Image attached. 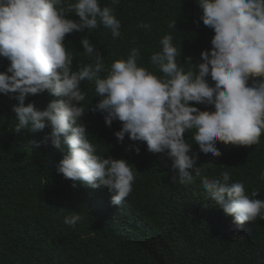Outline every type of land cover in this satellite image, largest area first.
I'll list each match as a JSON object with an SVG mask.
<instances>
[{"label":"clouds","instance_id":"obj_1","mask_svg":"<svg viewBox=\"0 0 264 264\" xmlns=\"http://www.w3.org/2000/svg\"><path fill=\"white\" fill-rule=\"evenodd\" d=\"M196 2L202 10L200 20L214 32L211 48L201 51V62L193 65L189 59L193 67L185 72L177 63L181 49L174 46L171 34L164 35L159 41L161 50L150 56V63L163 73L158 77L138 65L137 48L105 69L103 56L88 36L81 37L80 43L94 63L73 70L74 57L64 43L66 34L102 25L113 38L121 35L114 9L101 7L100 0H0V57L10 62L6 71H0V94H15V132L50 128L42 141H32V147L50 142L63 154L56 165L58 173L74 186L76 182L93 189L106 186L116 206L131 193L134 173L126 159L101 156L90 142L82 120L91 106L81 103L85 100L83 81L92 82L95 97L100 98L92 111L103 115L106 126L121 122L114 132L117 142L122 143L127 135L131 141L145 142L152 153L166 154L182 184L193 180L189 169L198 158L190 155L185 133L194 130L192 139L199 150L213 156L221 155L217 141L246 147L258 144L264 132V0ZM71 13L78 20L69 18ZM138 27L150 25L141 22ZM169 28H175L174 21ZM209 77L214 83H209ZM44 91L60 99L43 109L25 104L27 96ZM196 104L213 107L201 110ZM126 150L139 153L135 145ZM196 175L208 198L233 218L237 228L264 219V199L251 198L259 190L250 197L242 183H230L228 171L212 178L200 170ZM80 219L77 211H71L64 223L75 226Z\"/></svg>","mask_w":264,"mask_h":264},{"label":"trees","instance_id":"obj_2","mask_svg":"<svg viewBox=\"0 0 264 264\" xmlns=\"http://www.w3.org/2000/svg\"><path fill=\"white\" fill-rule=\"evenodd\" d=\"M100 5L114 9L121 35L113 38L102 25L66 34L74 71L94 63L84 53L83 36L99 50L105 69L137 48L138 65L158 77L163 73L150 63V56L161 50L164 35L171 34L172 43L181 49L177 63L185 72L193 67L189 59L195 65L201 62V51L211 48L214 32L200 20L196 0H119L118 4L100 0ZM69 18L78 20L74 13ZM172 21L175 28H169ZM141 22L150 28L138 27ZM9 63L0 57V71H6ZM81 90L84 107L100 99L92 82H81ZM14 95L0 94V264H264V219L237 228L233 218L208 198L196 175L200 170L212 178L228 171L230 183H242L250 197L259 190L251 198L264 199V132L258 144L247 147L217 141L220 156L202 153L192 139L194 130L185 133L190 155L198 158L189 169L193 180L182 184L166 154L152 153L145 142L131 141L127 135L118 143L114 132L121 122L106 126L103 115L89 106L82 120L97 154L126 159L134 173L131 193L116 206L106 186L93 189L80 182L74 186L58 173L56 165L63 154L50 142L32 147V141H42L50 128L15 132ZM56 99L60 97L44 91L27 96L25 104L43 109ZM195 106L209 111L213 107ZM131 145L139 147V153L126 150ZM71 211L81 217L75 226L64 223Z\"/></svg>","mask_w":264,"mask_h":264}]
</instances>
